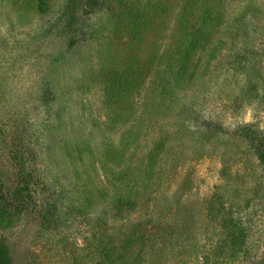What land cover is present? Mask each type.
Returning a JSON list of instances; mask_svg holds the SVG:
<instances>
[{
    "label": "rangeland",
    "instance_id": "obj_1",
    "mask_svg": "<svg viewBox=\"0 0 264 264\" xmlns=\"http://www.w3.org/2000/svg\"><path fill=\"white\" fill-rule=\"evenodd\" d=\"M121 1L0 0V241L14 264H112L105 247L144 223L154 238L127 255L138 264H264V0H224L195 79L167 105L153 79L187 0H160L138 34ZM129 64L136 92L108 96L106 75ZM161 132L149 186L140 171L114 181Z\"/></svg>",
    "mask_w": 264,
    "mask_h": 264
},
{
    "label": "trees",
    "instance_id": "obj_2",
    "mask_svg": "<svg viewBox=\"0 0 264 264\" xmlns=\"http://www.w3.org/2000/svg\"><path fill=\"white\" fill-rule=\"evenodd\" d=\"M92 11L102 8L101 0H86ZM234 1V0H231ZM124 11L127 10L128 22L131 30L138 34L139 30L151 25L160 13L166 11V6L160 1H148L139 6L138 0H122ZM224 0H187L181 8V17L178 21V36L175 40L172 50L165 53L159 59V71L154 77V82L158 85L159 93L157 100L162 105L169 104L175 97L172 90L188 84L198 72L199 62L197 63L198 54L202 51H208L213 38L217 36V32L221 30L224 23ZM41 8L46 6L45 0H40ZM222 40H226L225 38ZM217 49L214 48L209 54L210 59L216 55ZM144 74L140 72L139 65L129 64L122 71H111L106 75V83L109 85L107 95L118 98L125 92H136L138 83L144 78ZM175 88V89H174ZM160 103V104H161ZM161 138L155 142L154 146L147 153L146 158L137 164L127 163L120 170L115 171L113 179L120 184L128 182L133 172L140 171L141 182L143 186H149L151 183V175L154 172L155 164L164 153L168 139L161 132ZM254 148L257 158L264 169V136L257 137ZM1 201V199H0ZM114 203H116L114 201ZM7 205V203H4ZM50 206L55 207L56 204ZM10 205L3 206L0 203V209L7 211ZM25 208L22 205L21 210ZM56 209V208H54ZM51 210H47L44 217H47ZM147 232V224L138 223L129 229V233L121 239L120 250L118 247H105L104 252L107 254L106 260L112 264H138V259H131L137 245H142L143 251L147 247V243L154 238L152 233ZM149 234V235H148ZM148 235V238L147 236ZM154 242V241H153ZM147 244V245H146ZM131 252L130 256H127ZM143 252H138V256ZM136 256V255H135ZM0 264H14L10 248L0 241Z\"/></svg>",
    "mask_w": 264,
    "mask_h": 264
}]
</instances>
